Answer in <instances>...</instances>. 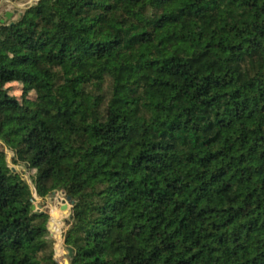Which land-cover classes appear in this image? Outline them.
I'll return each mask as SVG.
<instances>
[{
	"label": "trees",
	"instance_id": "trees-1",
	"mask_svg": "<svg viewBox=\"0 0 264 264\" xmlns=\"http://www.w3.org/2000/svg\"><path fill=\"white\" fill-rule=\"evenodd\" d=\"M0 141L72 201L69 264H264V0H38L0 24ZM5 165L0 264H59Z\"/></svg>",
	"mask_w": 264,
	"mask_h": 264
},
{
	"label": "rangeland",
	"instance_id": "rangeland-1",
	"mask_svg": "<svg viewBox=\"0 0 264 264\" xmlns=\"http://www.w3.org/2000/svg\"><path fill=\"white\" fill-rule=\"evenodd\" d=\"M38 0H0V20L14 21L19 15L27 8L34 5ZM6 13H11V17L6 19ZM10 88V92L13 95L20 96L23 92V85L20 83H9L7 85ZM32 93V92H31ZM2 143V142H0ZM0 149H3L6 153V165L1 167L3 172L8 171L9 168L14 169L22 175V178L29 184L33 191L34 210L38 213H47L49 218L48 222L52 221V230L49 229L50 237L54 240L55 257L59 264H69V258L67 251L65 250L61 234L67 227V221L69 220L70 206L68 205V212L64 213L61 210L62 200L66 197L60 191L53 192L46 196L44 199L38 197L34 192L32 178L35 171L27 169L24 166H14L12 164L11 152L6 148L5 145L0 144ZM49 227V224H48Z\"/></svg>",
	"mask_w": 264,
	"mask_h": 264
},
{
	"label": "water",
	"instance_id": "water-1",
	"mask_svg": "<svg viewBox=\"0 0 264 264\" xmlns=\"http://www.w3.org/2000/svg\"><path fill=\"white\" fill-rule=\"evenodd\" d=\"M10 17H11V13H6V19H9ZM4 21H5L4 19H1L0 20V24L3 23ZM1 150H3V149H1ZM71 204H72V201L70 200V198L69 197H66L65 199L62 200L61 210L64 213H67L68 212V205L71 206ZM32 209L34 210V206L33 205H32ZM36 213H38V212H36ZM40 213H43V212H40ZM48 224H49L48 229H51L52 230V228H51L52 221L48 222ZM67 255H68V257H72V249L71 248H68Z\"/></svg>",
	"mask_w": 264,
	"mask_h": 264
}]
</instances>
